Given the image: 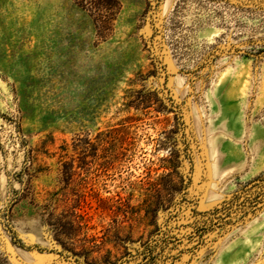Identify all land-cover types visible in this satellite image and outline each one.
Masks as SVG:
<instances>
[{"label": "rangeland", "instance_id": "374dc122", "mask_svg": "<svg viewBox=\"0 0 264 264\" xmlns=\"http://www.w3.org/2000/svg\"><path fill=\"white\" fill-rule=\"evenodd\" d=\"M0 264H264V0H0Z\"/></svg>", "mask_w": 264, "mask_h": 264}, {"label": "trees", "instance_id": "16d2710c", "mask_svg": "<svg viewBox=\"0 0 264 264\" xmlns=\"http://www.w3.org/2000/svg\"><path fill=\"white\" fill-rule=\"evenodd\" d=\"M262 180H263V177H258V178H256L254 181H252V182L256 183V182H260V181H262Z\"/></svg>", "mask_w": 264, "mask_h": 264}, {"label": "water", "instance_id": "95a60500", "mask_svg": "<svg viewBox=\"0 0 264 264\" xmlns=\"http://www.w3.org/2000/svg\"><path fill=\"white\" fill-rule=\"evenodd\" d=\"M244 54H247V53H244ZM247 55H249V54H247Z\"/></svg>", "mask_w": 264, "mask_h": 264}]
</instances>
